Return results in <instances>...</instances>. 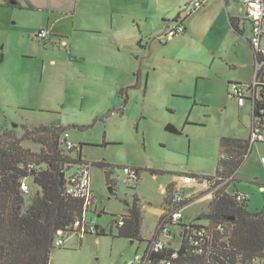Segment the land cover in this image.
Wrapping results in <instances>:
<instances>
[{"label": "rangeland", "instance_id": "374dc122", "mask_svg": "<svg viewBox=\"0 0 264 264\" xmlns=\"http://www.w3.org/2000/svg\"><path fill=\"white\" fill-rule=\"evenodd\" d=\"M8 1H17L20 7L7 6ZM77 1L0 0V134H13L25 150L39 155L44 146L25 139L26 129L61 126L77 150L82 147V160L93 164L91 187L98 203L85 221L106 234L63 236L65 244L55 246L51 264H129L143 254L145 241L166 206L162 187L170 184L172 189L179 182L177 177L185 174L215 176L221 139L249 138L251 105L239 107L229 85L252 80L250 24L245 23L241 35L232 29L227 13L204 24L198 9L193 14L194 26L190 24L187 33L166 41L162 36L169 22L179 14L185 16L182 9L190 0H105L108 6L102 0H87L84 12L76 9ZM241 9L234 6L243 21ZM92 12H106L109 18V30L103 29L100 35L109 42L111 53L101 54L99 63H74L70 47L61 45L67 38L60 41L52 33L49 41L35 39L41 27L52 25L54 19L69 15L79 23ZM110 60L123 63L118 81L125 86L126 102V94L117 93L121 87L111 85L118 70L109 65ZM168 125L179 133L166 131ZM77 150L73 158L78 157ZM101 162L106 166L97 165ZM124 168L140 172L133 189L125 185ZM27 183L31 191L25 196V206L41 191L33 178ZM261 187L264 142H257L228 192L246 194L248 210L255 212L264 208ZM193 190L181 192L192 196ZM134 197L141 211L144 241L132 244L130 239L117 237L113 221L127 213ZM209 212L210 201H194L183 212L184 221L193 222ZM171 228L177 235L172 245L179 249L180 229Z\"/></svg>", "mask_w": 264, "mask_h": 264}, {"label": "trees", "instance_id": "16d2710c", "mask_svg": "<svg viewBox=\"0 0 264 264\" xmlns=\"http://www.w3.org/2000/svg\"><path fill=\"white\" fill-rule=\"evenodd\" d=\"M7 6H12L10 1ZM231 25L241 33L234 19H231ZM124 94L126 91L123 89L120 95ZM125 96L126 102L127 94ZM65 132L66 128L61 126L41 125L34 131L26 129L25 139L35 140L44 146L39 155L25 150L13 134H0V264H51L59 232L66 233L82 218V202L67 197L64 182L61 184L66 163L82 161V147L76 149L77 158L72 157L75 150L64 153L61 138ZM220 142L221 158L216 175L229 178L241 169L252 146L249 140L239 138L223 137ZM29 165H34V168L29 169ZM43 165L46 169L41 168ZM97 165L106 166L102 162ZM136 171L140 175L139 170ZM30 177L41 191L36 193L30 205L25 206L26 195L21 191V182ZM168 190H171L170 186ZM247 201L238 202L235 193L220 195L210 202V212L201 215L200 219L209 220L212 224L228 222L231 230L226 258L230 263L264 264V208L250 212ZM127 206V213L122 216L124 224L120 226L118 219L113 221L118 230L117 237L143 242L137 198L134 197V203ZM105 234L97 227L96 235ZM188 259L193 264H206L202 257L191 255ZM185 261L181 259L178 264Z\"/></svg>", "mask_w": 264, "mask_h": 264}, {"label": "built area", "instance_id": "2783aa9c", "mask_svg": "<svg viewBox=\"0 0 264 264\" xmlns=\"http://www.w3.org/2000/svg\"><path fill=\"white\" fill-rule=\"evenodd\" d=\"M203 0H191L186 3L182 9L185 16L188 13L201 7ZM243 5L245 9L246 20L251 25V35L249 44L253 52V76L249 83L232 82L229 87L233 97L237 100L239 107H246L247 104L252 108V121L250 126L249 142L253 146L257 142H264V0H232ZM184 17L176 19L173 24L167 27L162 36L166 41L174 39L176 36L186 33ZM52 37V31L48 28L41 29L35 39L39 41H49ZM62 148L64 153L68 154L76 150V146L70 140L67 132L63 133ZM33 169L34 165H29ZM91 163L82 160L79 163H66L64 173V194L67 197L79 200L83 204L82 218L78 219L64 233L59 232V238L56 245L64 246L63 236L76 233L96 234L97 227L88 224L85 216L88 212L96 211L98 198L91 187L90 169ZM70 171V172H68ZM126 175V187L133 189L140 180V175L136 169L124 168ZM235 180V174L229 178L215 175L211 178H196L192 174H185L179 177V182L171 190L168 187L165 190V209L160 217L158 224L152 236L145 241L143 254H137L135 261L129 264H178L179 260L185 259L184 264H193L188 259L189 256L202 257L206 264H232L226 258L229 250L228 235L231 228L228 222H219L212 224L209 220H201L198 217L193 222L184 221L183 212L194 201H198L200 195L206 192L211 201L220 195H234L228 192V188ZM191 188L194 189L192 196L185 195L181 191ZM21 191L24 195L30 193V185L24 179L21 182ZM238 202H244L248 199L246 194L235 193ZM118 224H124V219H118ZM171 227L180 229L179 235L182 238V244L179 249L174 248L172 240L177 237L173 234ZM73 231V232H72ZM142 244V243H141ZM184 250V251H183Z\"/></svg>", "mask_w": 264, "mask_h": 264}, {"label": "crops", "instance_id": "0c3cea01", "mask_svg": "<svg viewBox=\"0 0 264 264\" xmlns=\"http://www.w3.org/2000/svg\"><path fill=\"white\" fill-rule=\"evenodd\" d=\"M74 1L75 0H73V3H74ZM86 1L87 0H78L76 3V9L84 12V10H85L84 3ZM107 1L111 2V0H107ZM107 1L102 0V2L107 3V6H108ZM1 4L3 6H6L5 5L6 2H3ZM17 5H20V4L17 2ZM235 5H240L242 7L241 11L244 13L243 21H241L240 18L238 17V15L236 14V12H234V6ZM198 9L202 10L203 15H201L200 18H202L201 21L204 24H211V19H215V20L219 19L220 16L227 13L228 18L230 20V25H231V19H234L237 27L241 31V33L238 32L231 25L234 32L239 33L241 35H244L245 23L248 22L246 20V16H245V9H244L243 5L236 3L232 0H203L201 7L197 8L196 10H194L190 13H188V15L185 17L184 24H185V27L187 29L186 33H187V31H189L190 24H193V26H194V20L195 19H194L193 14ZM176 18L173 19L171 22H169L168 25H171L176 20ZM107 19H109V18L107 17L106 12L103 13L102 15H98L97 12H95V15H94L92 12L89 14L88 19L84 16L83 19H80L79 23H78L77 19H75V16L69 17V15H66V16L60 17L58 19H54L52 22V25H51V23H48L46 26L41 27V29H45V28L50 29L53 33V37H55V38L58 37L59 38L58 40H60V41H61V37L67 38L68 40L70 38L71 39L73 38L72 39L73 41H71L70 43L68 40L64 39L63 41H61V45L64 47H70L71 55H72L71 58H72L74 63H76L78 65H92V64H94L95 61H97L99 63V57L101 54L104 53L105 56L107 57L111 53V51L108 49V45H110L109 42L104 41L100 35L104 31L103 29L109 30V27H108L109 24H107ZM111 19H112L111 27H113L115 25V23H114L115 20L113 19V17ZM48 22H50V19H48ZM84 33H86V35H83ZM250 35H251V25H250ZM250 35L248 37V41H249ZM76 37H81V39L76 40ZM72 51L74 52V54H72ZM52 63L55 64L56 61L53 60ZM108 63L110 66H115L116 69L118 70L116 72L117 77L113 78L112 83L111 82H109V83H111V85H117L118 89H119V87H121L119 92H117L120 94V92L125 87L124 84L121 83V79L118 81V79L121 77V74L123 73V63H122V61H118V60L117 61H111L110 60ZM97 67H98V65H97ZM252 69H253V64H252ZM111 79L112 78H110V80ZM237 82L242 83V81H237ZM249 137H250V135H249ZM248 139L249 138H245V140H248ZM252 148H253V146H252ZM179 177L180 176L177 177V181L179 180ZM167 186H171V185L168 184ZM166 188L167 187H164V186L162 187V190H161L162 193L165 194ZM261 189H264V187H261ZM193 191H195V190H193ZM205 194H206V192L202 193L200 195V198L198 199V201L206 200V201L211 202V200L208 199L209 197L206 196ZM163 212H164V210L160 211L159 219L162 216ZM131 243L133 244L134 242L131 240Z\"/></svg>", "mask_w": 264, "mask_h": 264}, {"label": "water", "instance_id": "95a60500", "mask_svg": "<svg viewBox=\"0 0 264 264\" xmlns=\"http://www.w3.org/2000/svg\"><path fill=\"white\" fill-rule=\"evenodd\" d=\"M11 4L12 5H17V1H11ZM166 131H168L170 133H174V134H178L179 133L178 129L176 127H174L173 125H168L166 127ZM107 175H108V180L107 181L110 184L111 183V174L108 173ZM63 179H64V174H61V184L63 183ZM110 191L113 192V187L112 186H110ZM96 227H98V226H96Z\"/></svg>", "mask_w": 264, "mask_h": 264}]
</instances>
